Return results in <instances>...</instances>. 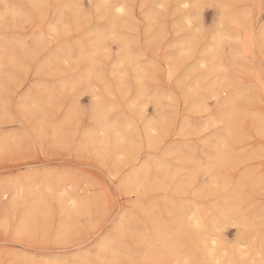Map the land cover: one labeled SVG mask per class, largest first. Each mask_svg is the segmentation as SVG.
I'll list each match as a JSON object with an SVG mask.
<instances>
[{"label": "rangeland", "instance_id": "1", "mask_svg": "<svg viewBox=\"0 0 264 264\" xmlns=\"http://www.w3.org/2000/svg\"><path fill=\"white\" fill-rule=\"evenodd\" d=\"M158 1L161 32L148 19ZM180 1L133 0L132 23L130 20L124 28L116 29L121 33L115 30L106 37V48L95 56L98 78L93 76L86 83L88 78L78 77L84 75L87 62L79 59L76 52L87 50L93 36L110 27L106 6L101 8L109 1L0 0V14L4 13L0 18V85L4 87L3 91L0 87V264H49L57 257L65 264H76L82 256L92 264H108L112 257L122 264H149L146 250L159 249V242L152 247L153 226L173 224L176 209L182 203L196 205L194 209L203 213L206 225L215 216V223L220 226L219 219L226 221L215 230L218 237L236 242L239 232L238 244L245 242L240 246L243 255L233 259L238 245L230 243L226 251L231 248L227 253H234L231 258L224 255L225 261L230 259L227 263L232 259L237 264L264 262L260 245L264 241V131L257 128L255 119L264 117V0H186L187 3L179 4ZM36 3H44V9L38 6L36 11ZM196 3L219 7L204 9L200 25L192 7ZM5 7L11 8L9 13ZM68 16L74 18L70 21ZM186 16L190 17L188 22L184 21ZM252 31L256 32L253 46L248 43V33ZM153 36L156 40L150 45ZM119 38H130V49L135 53L140 50L138 57L142 53L139 60L148 74L143 70L144 77L139 80L146 93L153 94L138 97L139 81L131 65H117L121 53ZM55 57L59 58L58 63ZM49 88L52 96L46 102ZM210 88L216 90L215 96L210 94ZM31 94L36 96V103L43 97L42 104H29ZM232 103L237 108L234 118L240 114L235 137L229 144L234 154L242 157L231 167L218 170L212 167V149L225 134L226 111ZM100 116L110 120L103 122ZM108 123L111 126L107 128ZM151 124L152 131L148 130ZM117 131L120 133L116 136ZM93 134L102 138L95 141ZM121 137L125 140H119ZM98 142L100 147H95ZM118 146L128 150L118 153ZM160 159L163 166H168H157ZM31 173L48 174L53 181L64 178L65 191L82 201L83 208L77 209L80 213L68 206L74 212L73 219L64 218L61 197H65V191L54 193L31 184L14 196L11 180ZM216 173L222 178L215 177L211 182ZM132 178L135 185L138 183L136 186L130 182ZM233 189L240 190L242 214L248 215L245 223L250 224L240 221L235 211H228L237 204ZM38 194L43 196L40 204L45 208L35 215L30 231L19 234L20 221L34 208ZM214 204L223 208L226 214L219 211L226 218H235L227 221L221 213L217 216ZM120 215L125 219H119ZM175 234L181 242V254L191 249L193 264H209L207 255L194 243L197 235L191 226H184ZM104 238L114 240L116 256L99 245ZM160 264L177 262L167 260Z\"/></svg>", "mask_w": 264, "mask_h": 264}, {"label": "bare ground", "instance_id": "2", "mask_svg": "<svg viewBox=\"0 0 264 264\" xmlns=\"http://www.w3.org/2000/svg\"><path fill=\"white\" fill-rule=\"evenodd\" d=\"M29 1V0H28ZM36 1V0H35ZM102 1H104L105 2V0H102ZM107 1H109L106 5H103V6H101V8L102 7H104V6H106V9L104 10V11H107V13H109V18H110V21L109 20H107V22L109 21L110 22V27H108L107 28V26H106V30H101V31H99V32H97L94 36H93V38L91 39L92 40V43L90 42V44L88 45L89 46V48L87 49V50H79L78 51V54H77V52H76V55H77V57L79 58V59H84L86 62H87V65H86V69H85V71H84V75H82L81 77H78V78H84V77H86V78H88L87 80H86V83H88V81H89V79L91 78V77H96V78H98V76L96 75V67H95V56H97V54H99V53H102V51H103V49L104 48H106V44H105V40H106V37L110 34V33H113V32H115V30L118 28L119 29V27H123V26H126V25H124V24H127V23H129V21L132 23V17H134V14H133V7H132V5H133V0H107ZM141 2H142V0H140ZM151 1V0H150ZM161 1V0H160ZM206 1V0H205ZM223 1V0H222ZM74 2H75V0H74ZM78 2V1H77ZM188 1H186V0H182V1H180L179 2V4H185V3H187ZM39 3H42V2H39ZM103 3V2H102ZM149 2H147V4H148ZM30 4V3H29ZM66 4V3H65ZM74 4V3H73ZM98 4V3H97ZM105 4V3H104ZM197 4V3H196ZM196 4H194V5H196ZM43 6H40V4L38 5L40 8H42V7H44V3L42 4ZM67 5V4H66ZM75 5V4H74ZM160 5V2L158 1V2H156L155 3V8H153L149 13H148V19L149 20H151L152 21V24L153 25H156L157 26V31L158 32H161V21L160 20H158V16L160 17V15H161V13H160V11H159V6ZM162 5V4H161ZM9 6V5H8ZM7 6V7H8ZM36 11H38V6H37V3H36ZM64 6V5H63ZM69 4H68V8H69ZM77 6H78V4L76 3V8H77ZM97 6V5H96ZM191 6V5H190ZM7 7H5L4 9L5 10H8V13H9V9H11V8H7ZM38 7V8H37ZM99 7V6H98ZM47 8V7H46ZM64 8H66V7H64ZM72 8H73V6H72ZM101 8H99V10L101 9ZM123 9V11L121 12V11H119V9ZM3 9V8H2ZM20 9V8H19ZM44 8H42L41 10H43ZM74 9V8H73ZM72 9V10H73ZM98 9V8H97ZM104 9V8H103ZM61 10H62V8H61ZM66 10V9H65ZM65 10H62V11H65ZM70 10H71V8H70ZM70 10H68V11H70ZM75 10V9H74ZM145 10H147V8L145 9ZM11 11V10H10ZM14 11V10H13ZM23 11V10H22ZM191 11V10H190ZM195 12H196V9L194 10ZM17 12V11H16ZM19 12V11H18ZM58 12V11H57ZM78 12V11H77ZM100 12H101V10H100ZM56 13V12H55ZM65 13V12H64ZM17 14V13H16ZM40 14V13H39ZM63 14V13H62ZM81 14V13H80ZM160 14V15H159ZM189 14V13H188ZM193 14V13H192ZM191 14V15H192ZM67 15V14H66ZM77 15V14H76ZM79 15V14H78ZM102 15V14H101ZM187 15V14H186ZM4 17V13L2 14V12H1V14H0V18H3ZM67 17V16H66ZM69 17V16H68ZM80 17V16H79ZM83 16H81V18H82ZM107 17V16H106ZM70 18H74V17H69V19ZM80 18V19H81ZM189 16H186L185 18H184V21H189ZM76 19V18H75ZM67 19L65 18L64 19V21L63 22H65ZM69 21V20H68ZM70 21H71V19H70ZM150 21V22H151ZM51 22H53V20L51 21ZM184 23V22H183ZM65 24V23H64ZM107 24V23H106ZM50 25V24H49ZM57 25V24H56ZM56 25L55 26H53L54 28L56 27ZM108 25V24H107ZM127 26H129V25H127ZM131 26V25H130ZM250 27V26H249ZM53 28V29H54ZM124 28V27H123ZM156 28V27H155ZM60 30H61V28H59ZM100 29V28H99ZM105 29V28H104ZM121 29V28H120ZM149 29V28H148ZM163 29V28H162ZM233 29V28H232ZM260 29V28H259ZM56 30H58V28L56 29ZM59 30V31H60ZM260 30H262V29H260ZM259 30V31H260ZM116 31H118V30H116ZM155 31V30H154ZM195 31V30H194ZM232 31V30H231ZM119 32V31H118ZM223 32V31H222ZM264 32V31H263ZM263 32L261 33V34H263ZM119 33H121V32H119ZM227 33V32H226ZM256 33V32H255ZM255 33H254V31H252L251 33H248V43L250 44V45H254L255 44V41H256V38H255ZM159 34V33H158ZM163 34V33H162ZM226 35V34H225ZM126 36V35H125ZM162 36V35H161ZM224 36V35H223ZM119 37V36H118ZM123 37V36H122ZM130 37V36H129ZM160 37V36H159ZM225 37V36H224ZM223 37V38H224ZM91 38V37H90ZM155 38V36H153V37H151L150 39H149V44L150 45H154V43H155V40L156 39H154ZM223 38H222V41H223ZM148 40V39H147ZM185 40H186V37H185ZM184 40V41H185ZM259 40H260V37H259ZM119 41H120V43H121V53L119 54V56H118V61H117V65H119V64H123V63H128V64H130L131 65V67H132V69L134 70V77H136V79H138V81H139V83H138V85H139V87H138V97H142V96H146V95H150V94H153L152 92L150 93V94H148V93H146V89L143 87V85H142V81H140L143 77H144V71H146V70H144L143 69V67H142V64H141V62L142 61H140L139 60V57L141 56V54L139 53V57H138V55L136 54V53H138V52H136L135 53V51H133V50H131L130 49V45H131V43H130V38L129 39H126V38H119ZM183 41V40H182ZM262 41V40H261ZM131 42H132V40H131ZM178 42V41H177ZM161 43V42H160ZM40 45V44H39ZM66 45V44H65ZM65 45H63V46H65ZM70 45V44H69ZM187 45V44H186ZM63 46H60V47H63ZM80 46V45H79ZM132 46H134V45H132ZM211 46V45H210ZM69 47V46H68ZM178 47H180V46H178ZM183 47V46H182ZM249 47V46H248ZM67 48V47H66ZM72 48V47H71ZM80 48V47H79ZM209 47H207V49H208ZM61 49V48H60ZM59 49V50H60ZM134 49V48H133ZM179 49V48H178ZM62 50V49H61ZM67 50V49H66ZM106 50V49H105ZM182 50H183V48H182ZM3 51H4V47H3ZM64 51V50H63ZM69 51V50H68ZM184 51V50H183ZM66 52V51H65ZM70 52V51H69ZM2 53V52H1ZM55 53V52H54ZM177 53H178V50H177ZM185 53V52H184ZM189 53V52H188ZM56 54V56H57V54L58 53H55ZM2 55V54H1ZM0 55V56H1ZM64 55V54H63ZM63 55H60V57H61V59L63 58L62 56ZM184 55V54H183ZM49 56H51V54L49 55ZM65 56V55H64ZM68 57H69V55H67ZM181 57H182V55H180ZM74 57H75V55H74ZM77 57H75V58H77ZM171 57H172V55H171ZM177 57H179V56H177ZM180 57V58H181ZM204 57H205V55H204ZM204 57H203V59H204ZM17 58V57H16ZM48 58V57H47ZM185 58V57H184ZM206 58V57H205ZM55 62H59V58L58 57H55ZM182 59V58H181ZM75 60V59H74ZM83 60V61H84ZM177 60V59H176ZM211 60V59H210ZM213 60V59H212ZM46 61H47V59H46ZM65 60H63V62H64ZM72 61V60H71ZM204 61V60H203ZM202 61V59H201V61L200 62H203ZM211 62V61H210ZM47 63H50V61H48V62H46V65L45 66H47L48 64ZM19 64V63H18ZM115 64V63H114ZM210 64V63H209ZM51 65V64H50ZM45 66H43L44 68H45ZM41 68H42V66H40ZM54 66L52 65V68H53ZM120 67V66H119ZM144 68H145V66H144ZM46 69V68H45ZM48 69H50V67L48 68ZM47 69V70H48ZM115 69V68H114ZM147 69V68H146ZM144 70V71H143ZM98 72H99V70H98ZM122 72V71H121ZM147 72V74H148V71H146ZM120 74V73H119ZM151 75V74H150ZM146 76V75H145ZM147 77V76H146ZM145 77V78H146ZM2 79H5V78H2ZM140 79V80H139ZM80 80V79H79ZM85 80H82V81H85ZM120 80H121V77H120ZM1 81V80H0ZM82 81H80V82H82ZM122 81V80H121ZM120 81V82H121ZM220 81V80H219ZM3 82V81H2ZM183 82V81H182ZM74 83V82H73ZM77 83V82H76ZM1 84V83H0ZM93 84V83H92ZM122 84V83H121ZM183 84V83H182ZM81 86V85H80ZM79 86V87H80ZM123 86V85H122ZM218 86H220V85H218ZM0 87L2 88L1 90L3 91V88L4 87H2L1 85H0ZM211 87V86H210ZM252 87V86H251ZM88 88H89V85H88ZM219 88V87H218ZM247 88V87H246ZM210 90H211V95H214L215 96V93H216V90L215 89H212V88H210ZM44 91V90H43ZM154 92V91H153ZM34 93L35 92H33L32 94L34 95ZM28 94H30V93H28ZM32 94L31 95H29L28 96V100H29V104H34V105H38L39 106V104L41 105L42 104V98L43 97H40L41 98V100H39V102L37 101V103H36V99L37 98H35V97H33L32 96ZM35 94H37V93H35ZM163 94V93H162ZM164 95V94H163ZM162 95V96H163ZM167 95V94H166ZM211 95H209L208 97H212ZM38 96V95H37ZM51 96H52V90L49 88V89H47V91L45 92V99H46V102L48 101V100H50V98H51ZM2 97V96H1ZM249 97V96H248ZM25 98V97H24ZM157 98V97H156ZM160 98V97H159ZM230 98H232V97H230ZM229 98V99H230ZM247 98V97H246ZM44 100V99H43ZM157 100V99H156ZM24 101V100H23ZM21 104V103H20ZM108 104V103H107ZM250 104V103H249ZM22 105V104H21ZM20 105V106H21ZM102 105H103V103H102ZM198 107H199V105H197ZM253 106V105H252ZM251 106V107H252ZM97 107H98V104H97ZM107 106H105V108H106ZM108 109L109 108H107V111H108ZM198 109V108H197ZM235 109H237L236 108V106L232 103V104H230V106H229V108H228V110L226 111V114H227V119H226V123H227V125H226V127H224L225 128V134H224V136H222V137H219L218 138V140L216 141L217 143L214 145V149H212L213 150V155H211L212 156V158H213V161H212V167L213 168H216V169H222V168H225V167H231V165H234V163L237 161V160H239L242 156L241 155H235L234 154V152H233V148L231 147V145L229 144V141L233 138V137H235L234 135L236 134V130H237V115L238 114H240V113H238L236 116H235V118H234V114H235ZM243 109H246V108H243ZM4 110V109H3ZM99 110H100V108H99ZM99 110H97V112H100ZM162 111V110H161ZM246 111H248V110H246ZM121 113V112H120ZM243 113V112H242ZM245 113V112H244ZM99 114V113H98ZM163 114V113H162ZM102 115H103V113H102ZM101 118H102V116H100ZM109 117V115L107 116V118ZM239 117V116H238ZM95 118V117H94ZM105 118V117H104ZM114 119V118H113ZM255 119H256V123H257V128L259 129V130H261V131H264V117H260V116H256L255 117ZM102 120H103V118H102ZM108 120H110V119H108ZM108 120H103V122H105V121H108ZM123 120V119H122ZM122 120H120V121H122ZM165 120V119H164ZM117 121H118V119H117ZM120 121H119V123H120ZM124 121V120H123ZM122 121V122H123ZM97 122V121H96ZM111 122H114V121H111ZM121 122V123H122ZM213 122H215V121H213ZM213 122H210V123H212L213 124ZM120 123V124H121ZM207 123V122H206ZM206 123H204V124H206ZM102 124H104V123H102ZM111 124V123H110ZM109 123H108V126H107V124H106V126H107V128L108 127H110L111 125H110ZM124 124V123H123ZM209 124V123H208ZM113 125V124H112ZM128 125H130L129 123H128ZM154 125H155V123H154ZM210 125V124H209ZM56 126V125H55ZM115 126H117V125H115ZM131 126H132V124H131ZM60 127V126H59ZM126 127H127V125H126ZM134 127V126H133ZM201 127V126H200ZM58 128V127H57ZM61 128V127H60ZM129 128V127H128ZM128 128H126V130H128ZM132 128V127H131ZM204 128V127H203ZM56 129V128H55ZM154 128H153V126H152V124L148 127V130H150V131H152ZM58 130V129H57ZM103 130H105V128L103 129ZM116 130V129H115ZM132 129H130L129 131H131ZM129 131H128V134H129ZM132 131H134V130H132ZM101 132V131H100ZM118 132V131H117ZM137 132V131H136ZM119 133L120 132H118V134H116V136L117 135H119ZM90 134V133H89ZM92 134V133H91ZM97 134V133H96ZM99 134V133H98ZM127 134V133H126ZM131 134V133H130ZM134 134V133H133ZM156 134V133H155ZM239 134V133H238ZM125 135V134H124ZM132 135V134H131ZM89 136H91V135H89ZM88 136V137H89ZM115 136V137H116ZM122 136V135H121ZM126 136H129V135H126ZM221 136V135H220ZM85 137V136H84ZM93 139H95V141H96V139H98L99 137H97V135H95V134H93ZM120 137V136H119ZM124 137V136H123ZM123 137H121L119 140H122V139H124ZM132 137H133V135H132ZM131 137V138H132ZM100 138H102V137H100ZM114 138V137H113ZM128 138V137H127ZM147 138V137H146ZM91 139V138H90ZM89 139V140H90ZM117 139V138H116ZM130 139V138H129ZM153 139V138H152ZM217 139V138H216ZM83 140V139H82ZM106 140V139H105ZM108 140V139H107ZM106 140V141H107ZM111 140V139H110ZM119 140H117V141H119ZM125 140V139H124ZM132 140V139H131ZM0 141H3V139H2V137H0ZM91 141H92V139H91ZM94 141V140H93ZM98 141V140H97ZM100 141H102V139L100 140ZM99 141V142H100ZM103 141H104V139H103ZM102 141V142H103ZM116 141V142H117ZM90 142V141H89ZM97 143V144H95V147H96V145L98 146V147H100V143ZM131 142V141H130ZM1 143V142H0ZM123 143H124V141H123ZM122 143V144H123ZM126 143V142H125ZM124 143V144H125ZM84 144V143H83ZM121 144V143H120ZM128 144H129V142H128ZM138 144L139 143H137L136 145L138 146ZM101 145H104V144H102L101 143ZM91 146V145H90ZM108 145H106V147H104V150H105V148H108L107 147ZM111 146V145H110ZM122 146V145H121ZM121 146H118V147H116V149L115 150H117V152L118 153H120V152H124V150H128V148L127 149H124L126 146H124V148H122ZM129 146V145H128ZM94 147V146H93ZM130 147H131V143H130ZM103 148V147H102ZM102 148H100L101 150H102ZM137 148V147H136ZM212 148V147H211ZM99 149V148H98ZM124 149V150H123ZM93 150V149H92ZM129 150H131V148L129 149ZM133 150H135V149H133V146H132V152H133ZM125 151V152H126ZM169 151H170V149H169ZM110 153H112L113 154V151H109ZM132 152H131V154H132ZM168 152V151H167ZM105 153V151H103V154ZM129 153H130V151H129ZM134 153V155L136 154L135 153V151L133 152ZM102 154V155H103ZM106 154V153H105ZM116 154V153H115ZM126 155V154H125ZM261 156V155H260ZM135 160H136V158H135ZM163 160V159H162ZM211 160V159H210ZM241 160V159H240ZM160 161V162H159ZM158 161V164H156L157 166H159V164H161L162 165V161H161V159ZM120 162V161H119ZM129 162V161H128ZM146 164H147V162H145ZM163 163H165V162H163ZM167 163V162H166ZM146 164H144V166L146 167ZM205 164V163H204ZM210 164V163H209ZM148 165V164H147ZM143 166V167H144ZM150 166V165H149ZM163 166V165H162ZM162 166H160V167H162ZM166 166H168L167 164L166 165H164L163 167H166ZM208 166V165H207ZM198 167V169H199V166H197ZM120 168V167H119ZM210 168V167H209ZM209 168H207L206 170H212V169H209ZM147 169H148V167H147ZM205 170V169H204ZM137 171V170H136ZM210 171H209V173H210ZM221 171V170H220ZM212 172V171H211ZM219 172V171H218ZM263 172H264V170H263ZM134 173H135V171H134ZM133 173V174H134ZM132 174V173H131ZM131 174H130V176H131ZM136 174H137V172H136ZM135 174V175H136ZM139 174V173H138ZM135 175H134V177H135ZM52 176V175H51ZM63 176V175H62ZM139 176V175H138ZM131 177H133V176H131ZM215 177H217L218 178V173H216V174H214V175H212L211 176V182L213 181V179L215 178ZM138 178V177H137ZM219 178H222V176L221 177H219ZM218 178V179H219ZM261 178V177H260ZM264 178V177H263ZM55 179H57L56 181H53L52 180V177L50 178L49 177V175L48 174H36V173H31V174H27V175H25V176H22V177H19L18 179H16V180H11L12 182H11V188H12V190H13V192H14V196H16L17 195V193H18V191H20L21 189H24V188H26V187H29V185H31V184H33V185H41V187H43V189H45V190H49L50 192H62V191H65V190H67L66 189V184H64V178H61V177H58V178H55ZM128 180V179H127ZM130 180V179H129ZM132 180H133V178H132ZM216 180V179H215ZM214 180V181H215ZM262 181H264V179L262 180ZM131 183H132V185L134 184V182H136L135 180H133V181H130ZM256 182V181H255ZM260 182V181H259ZM214 183H217V182H214ZM221 183V182H220ZM123 184H124V181H123ZM127 184H129V182L127 183ZM138 184V183H137ZM136 184V185H137ZM182 184V183H181ZM4 185V184H3ZM126 185V184H125ZM135 185V184H134ZM135 185V186H136ZM132 187V186H131ZM4 188H6V186L4 185ZM8 188V187H7ZM32 188V187H31ZM137 187H135V189H136ZM133 189V188H132ZM134 189V190H135ZM69 190V189H68ZM239 191L240 190H238V189H233L231 192H233L232 194H233V196H234V198L236 199V203L237 204H235L234 203V205H232V209H230V210H228V208H227V206L223 203V208L224 207H226V210H225V212L228 210V211H235V215L236 216H238V219L240 220V221H242V222H244L245 223V221L247 220V217H248V215H243L242 214V207H244V205L242 206V203L241 202H239V197H238V195H239ZM49 192V193H50ZM66 192V191H65ZM46 193V192H45ZM170 193H171V191H170ZM241 193V192H240ZM41 194V193H40ZM40 194H38V197H36L35 198V200H36V204L33 206L34 208L32 209V210H29V211H27L26 213H25V215L22 217V220L20 221L21 223H20V225H19V227H18V230H17V232L20 234H22V233H28L29 231H30V227H31V223H32V221H33V219L35 218V215L39 212V211H41L40 213H42V211H43V209L45 208V206H44V204H40L41 202H43V196H41ZM62 194V193H61ZM72 194V193H71ZM71 194H69L68 192H66V195H65V197H61L64 201H63V206H62V208H61V211H62V213L64 214V218L67 220V219H69V218H71V217H73L72 216V214L74 213L73 211H69L68 210V206H69V208H71L72 210H74V209H79L81 206H82V201L81 200H78L74 195H71ZM228 195H229V193H227ZM232 194H230L231 196H232ZM51 195V194H50ZM227 195V196H228ZM232 196V197H233ZM243 197L242 198H244L245 199V196L244 195H242ZM228 198H230V197H228ZM222 199V198H221ZM220 199V201H222V200H224V198L221 200ZM227 199V198H226ZM243 200V199H242ZM241 200V201H242ZM230 201V200H229ZM231 201H232V198H231ZM256 201V200H255ZM61 202H62V200H61ZM228 202V201H227ZM45 203V202H44ZM91 203V202H90ZM229 204L228 205H231V203L230 202H228ZM241 203V204H240ZM187 205L188 203H182V205ZM216 205H217V203H215ZM215 204H214V206H215ZM249 204V203H248ZM183 205V206H184ZM192 205H194V204H192ZM219 205H221L220 203H219ZM71 206V207H70ZM179 206V205H178ZM183 206H181L180 205V209H176L177 211H176V213H175V217H174V222H173V224L172 223H170L171 224V226H170V224L167 226V225H160V224H157V225H155V226H153V231H152V236H151V238L154 240V242H153V245H152V247L153 246H155V247H157L156 246V244H158V243H156V242H159V249L158 250H156V248H155V250H153L152 249V251L151 250H146V251H149V252H147V256H148V258H149V264H160V263H162V262H164V261H167V260H170V261H175V262H177V261H179V264H185V262H187V264H193V261H194V258H193V256L191 255V249L189 250L190 252H188V253H186V252H182V254H181V251H180V245H181V242H180V239L177 237V235L175 234L178 230H180V228H182V227H187V226H191V228L193 229V232H194V234L196 233V237L195 238H197L196 239V242H194L195 243V245H196V247H197V249L198 250H200L203 254H206L207 255V260H208V263L209 264H217V261H219L220 262V264H226L227 263V260L228 261H230V259H226V261L224 260V255H225V248L224 247H219V248H217V250L215 251V252H213L212 251V244H211V239L213 238V237H215V238H219L218 237V235H217V231H215L217 228L219 229V223L217 224V223H215L216 221H218V219L217 220H215L214 218L216 217L215 215L216 214H213L214 216V220L213 219H209L210 220V222H209V224L210 225H206V218L204 219V217H203V213L201 212V214L197 211V210H195L194 209V207L196 208L197 206L195 205L194 207L193 206H185V207H183ZM242 206V207H241ZM255 206V205H254ZM175 207H177V205L175 206ZM32 208V207H31ZM81 208H83V207H81ZM179 208V207H178ZM218 208V206L216 207L215 206V210ZM221 208V207H220ZM222 208V209H223ZM264 208V207H263ZM70 209V210H71ZM222 209H219L218 208V210H216V212L218 213L217 214V216L219 215V213H221V212H224V210L222 211ZM225 209V208H224ZM259 209V208H258ZM195 210V211H194ZM200 210V209H199ZM204 210V209H203ZM219 210H221V212L219 211ZM75 211V210H74ZM210 211H213V210H210ZM227 211V212H228ZM79 211L77 210V213H78ZM205 212H206V209H205ZM224 212V213H225ZM226 212V213H227ZM257 212V211H256ZM262 212V211H261ZM261 212H259V215L260 214H263V213H261ZM263 212H264V210H263ZM80 213V212H79ZM126 213V212H125ZM211 213V212H210ZM215 213V212H214ZM225 213V214H226ZM229 213V212H228ZM244 213H246V212H244ZM76 214V213H75ZM225 214H223V213H221V217L223 218V219H227L226 217H225ZM256 215L255 216H257V214L258 213H255ZM212 215V214H211ZM250 215V214H249ZM205 216H206V214H205ZM225 218H224V217ZM232 216H233V214H232ZM252 216V215H251ZM254 216V215H253ZM254 216V217H255ZM261 216V215H260ZM263 216V215H262ZM261 216V217H262ZM120 218L119 219H125V217L122 215H120L119 216ZM210 217H212V216H210ZM221 217H219V218H221ZM234 217V216H233ZM232 217V218H233ZM75 218H76V216H75ZM218 218V217H217ZM231 218V219H232ZM235 218V217H234ZM264 217H262V219H263ZM71 219H73V218H71ZM223 219H221V220H223ZM230 219V217L227 219V221H230L231 220ZM259 219H260V217H259ZM64 220V219H63ZM253 220H255V219H253ZM253 220H252V222H253ZM257 220H258V218H257ZM115 221V220H114ZM224 221V220H223ZM220 221V219H219V222H221L222 224H224V222H226V221ZM234 221H235V219H234ZM233 220H232V222H234ZM260 221H261V219H260ZM64 222V221H63ZM67 222V221H66ZM65 222V223H66ZM119 222H120V220H119ZM118 222V223H119ZM191 222V223H190ZM238 223H239V221H237ZM251 222V223H252ZM241 223V222H240ZM243 223V224H244ZM68 224V223H67ZM71 224V223H70ZM191 224V225H190ZM222 224H221V226H222ZM242 224V223H241ZM245 224H250V223H248V221H247V223H245ZM254 224V223H253ZM61 225H64V224H61ZM66 225V224H65ZM73 225V224H72ZM121 225V224H120ZM123 225V224H122ZM142 226V225H141ZM220 226V227H221ZM121 227V226H120ZM223 227V226H222ZM260 227H262V226H260ZM114 228V227H113ZM189 228V227H188ZM246 229V228H245ZM249 229V228H248ZM259 229V228H258ZM124 230V229H123ZM190 230V229H189ZM65 233H66V230L64 231ZM68 232V231H67ZM181 233V232H180ZM245 233V232H244ZM193 234V235H194ZM62 235V234H61ZM64 235V234H63ZM187 235H189V234H187ZM260 235V234H259ZM143 236V235H142ZM190 236H192V235H190ZM263 236H264V234H263ZM147 237V236H146ZM149 237H150V234H149ZM250 237V236H249ZM192 238H193V236H192ZM192 238H191V240H192ZM144 239V238H143ZM262 239V238H261ZM101 240V239H100ZM99 240V241H100ZM149 240H151L150 238H149ZM183 239H181V241H182ZM242 240L243 239H241V242H242ZM106 241H109V239H102V242H100L99 243V245L100 244H103V246H104V244H105V242ZM112 241V240H111ZM114 241V240H113ZM152 241V240H151ZM151 241H147V242H150V244H152L151 243ZM189 241V240H188ZM261 241V240H260ZM115 243V242H114ZM239 243V242H238ZM260 243H262V244H260V245H262V251H264V241L263 242H260ZM116 244V243H115ZM132 244V243H131ZM244 244H245V242L243 241V243H240V244H237L238 245V247L236 248V256H238V257H232L233 259H235L236 258V260H237V258H240L241 259V256L243 255V252L244 251H242V249H240V246L241 247H243L244 246ZM148 246V245H147ZM79 247V246H78ZM117 246H115V248H116ZM135 248V247H134ZM149 248V247H148ZM247 248V247H246ZM150 249V248H149ZM231 249V248H230ZM229 249V250H230ZM258 249H259V247H258ZM229 250H227V251H229ZM234 250V249H233ZM231 251H232V249H231ZM261 250L259 251L258 250V252L259 253H261L262 252ZM57 252V251H56ZM258 252L256 253V254H258ZM144 253H146V252H144ZM183 253H185V254H183ZM228 253H230V252H228ZM227 253V255H229V257L231 258V256H233L232 254L234 253V251H233V253L231 252L230 254H228ZM85 253H83V255H84ZM60 256V255H59ZM108 256V255H107ZM146 256V255H145ZM246 256V255H245ZM264 256V255H263ZM197 257V256H196ZM53 258V257H52ZM56 258V257H55ZM58 259H52V261L49 263V264H65V262H64V260L62 259V258H60V257H57ZM147 257H145V259H146ZM260 258H262V257H260ZM65 259V258H64ZM92 259V258H91ZM112 259H113V257H112ZM111 259V260H112ZM143 259H144V257H143ZM232 259V260H233ZM23 260V259H22ZM232 260H231V262H232ZM256 260V259H255ZM254 260V258H253V261H255ZM260 261L262 260V259H259ZM47 261V260H46ZM32 262V261H31ZM251 262V261H250ZM261 262H263V260L261 261ZM261 262H259V261H255V262H252V263H249V264H262ZM25 263V262H24ZM148 263V262H147ZM228 263H230V262H228ZM227 263V264H228ZM264 263V262H263ZM30 264H35V263H30ZM43 264V263H42ZM68 264V263H67ZM72 264V263H71ZM75 264V263H74ZM76 264H92V262H90V260H88V258L87 257H84V256H82V260H81V262L80 263H76Z\"/></svg>", "mask_w": 264, "mask_h": 264}, {"label": "snow or ice", "instance_id": "3", "mask_svg": "<svg viewBox=\"0 0 264 264\" xmlns=\"http://www.w3.org/2000/svg\"><path fill=\"white\" fill-rule=\"evenodd\" d=\"M193 8L196 9V19L197 21L199 22L200 25L203 24V17L201 15L202 11L206 8H216V7H219L218 5H214V4H197V5H193L192 6ZM119 11H123V9H119ZM191 23V22H190ZM222 26V25H221ZM200 28L198 27L197 28V31H199ZM221 71H227V69H224V68H221ZM169 77L171 78V72L169 73ZM61 195H65L64 193H62ZM234 227H237L239 229V225H233ZM239 239H240V234L238 232L237 234V241L236 242H229L227 241L225 238H223L222 236L219 237V238H215L213 237L211 239V244H212V251L215 252L217 250V248L219 247H224L225 248V255H227V251H226V248L227 246L230 244V243H236L238 244L239 242ZM104 248H105V251H111L113 256H116L117 255V252L115 250V246H114V243L113 241L109 240V241H106L105 244H104ZM108 264H122V262L118 259H112L108 262ZM177 264H179V261H177ZM185 264H187V262H185ZM217 264H220L219 261H217ZM230 264H237V262H230Z\"/></svg>", "mask_w": 264, "mask_h": 264}]
</instances>
